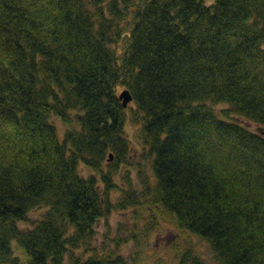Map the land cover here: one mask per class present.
<instances>
[{"label": "trees", "instance_id": "1", "mask_svg": "<svg viewBox=\"0 0 264 264\" xmlns=\"http://www.w3.org/2000/svg\"><path fill=\"white\" fill-rule=\"evenodd\" d=\"M128 114L150 171L113 201ZM227 117L264 128V0H0V264H124L92 243L127 208L264 264V134Z\"/></svg>", "mask_w": 264, "mask_h": 264}, {"label": "rangeland", "instance_id": "2", "mask_svg": "<svg viewBox=\"0 0 264 264\" xmlns=\"http://www.w3.org/2000/svg\"><path fill=\"white\" fill-rule=\"evenodd\" d=\"M129 105L130 103L127 106ZM213 107L215 112L223 116L222 112L226 105L216 104ZM229 120L241 124L252 132L264 134V128L251 120L239 117H232ZM52 121L61 138L67 126L59 118H53ZM124 133L128 151L117 165L110 169L112 180L106 187L113 201L120 197L121 188L129 187V183L137 186L141 180V169H145L147 173L150 171V157L148 153L144 155L139 138V125L129 114L124 123ZM109 154L112 156L110 160L104 161L106 167H110L115 158L114 151H109ZM80 172L85 176L91 173L87 167L82 166ZM43 210L33 209L28 216L29 221L20 223V226L31 228L40 220ZM136 211L138 212H135V208L113 211L106 220L98 224L92 246L99 250L103 247L104 252L116 251L124 264H179L181 255L188 247L191 248L192 256L199 258L200 264H217L208 243L194 234L180 232L174 227L172 218L159 217L154 226L149 228L146 226L148 218L146 211L144 209Z\"/></svg>", "mask_w": 264, "mask_h": 264}, {"label": "water", "instance_id": "3", "mask_svg": "<svg viewBox=\"0 0 264 264\" xmlns=\"http://www.w3.org/2000/svg\"><path fill=\"white\" fill-rule=\"evenodd\" d=\"M119 100H121L122 105L125 107L127 103L131 100V96L128 92V90L124 89L119 94Z\"/></svg>", "mask_w": 264, "mask_h": 264}]
</instances>
